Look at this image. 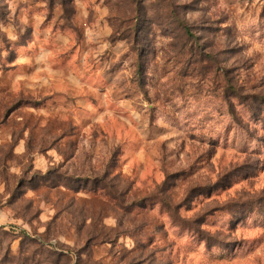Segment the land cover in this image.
Instances as JSON below:
<instances>
[{
	"label": "rangeland",
	"instance_id": "obj_1",
	"mask_svg": "<svg viewBox=\"0 0 264 264\" xmlns=\"http://www.w3.org/2000/svg\"><path fill=\"white\" fill-rule=\"evenodd\" d=\"M0 264H264V0H0Z\"/></svg>",
	"mask_w": 264,
	"mask_h": 264
},
{
	"label": "trees",
	"instance_id": "obj_2",
	"mask_svg": "<svg viewBox=\"0 0 264 264\" xmlns=\"http://www.w3.org/2000/svg\"><path fill=\"white\" fill-rule=\"evenodd\" d=\"M187 32H188V31H187ZM188 33H190V32H188ZM23 233H24L25 236H28V235L26 234V232H23Z\"/></svg>",
	"mask_w": 264,
	"mask_h": 264
}]
</instances>
